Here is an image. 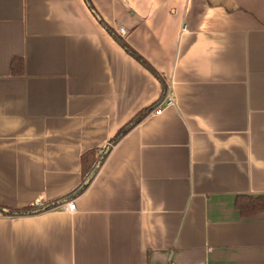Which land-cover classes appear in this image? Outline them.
Masks as SVG:
<instances>
[{
    "label": "crops",
    "instance_id": "crops-1",
    "mask_svg": "<svg viewBox=\"0 0 264 264\" xmlns=\"http://www.w3.org/2000/svg\"><path fill=\"white\" fill-rule=\"evenodd\" d=\"M89 1L0 0V264H264V0Z\"/></svg>",
    "mask_w": 264,
    "mask_h": 264
},
{
    "label": "trees",
    "instance_id": "trees-1",
    "mask_svg": "<svg viewBox=\"0 0 264 264\" xmlns=\"http://www.w3.org/2000/svg\"><path fill=\"white\" fill-rule=\"evenodd\" d=\"M89 4H90V1H89ZM91 7L94 10L93 6H91ZM117 39H118V41L121 42V44L123 46H125L126 50L132 56H134L136 59L140 60L144 65L147 66V64L133 50H131L120 38L117 37ZM165 89H166V87H165ZM167 90L168 89L165 90L166 93H167ZM144 116H145V114L139 116L133 123H131L129 126L124 128L123 130H121L118 133V135L116 136V138L112 141V145H115L120 139H122L130 131V129H132V127H134L135 125L140 123L141 120L144 118ZM108 152L109 151L104 152V154L97 160L96 167L98 165L101 166V164L105 161V159L108 155ZM96 167H95V169H91V167L89 169L86 168L83 171V174L85 176V181H84L83 185L76 191L75 195L81 194L87 188V186L90 184V182L93 180L94 176L96 175V174H94ZM88 181H90V182H88ZM63 203H66V202H63ZM63 203H61V204H63ZM61 204L58 202L50 204L43 211H47V210H51L55 207H59ZM236 206L244 216L259 215V214L264 213V200L263 199L251 200V199H246V198H238V200L236 201ZM2 210H3V208L0 207V211H2ZM36 211H37L36 209L31 208V209H28V210H25L22 212H12V211H6V212L8 214L27 215V214L35 213Z\"/></svg>",
    "mask_w": 264,
    "mask_h": 264
},
{
    "label": "built area",
    "instance_id": "built-area-1",
    "mask_svg": "<svg viewBox=\"0 0 264 264\" xmlns=\"http://www.w3.org/2000/svg\"><path fill=\"white\" fill-rule=\"evenodd\" d=\"M120 34L121 35H125L126 31L124 29L120 30ZM166 105V106H171L174 105V100L173 98L170 96V94H167L166 99L164 100V102L155 110L156 114H160L162 112V106ZM40 206V205H39ZM38 206V207H39ZM60 210L64 211V212H75L76 211V204L74 201H70V202H66L63 203L59 206Z\"/></svg>",
    "mask_w": 264,
    "mask_h": 264
},
{
    "label": "water",
    "instance_id": "water-1",
    "mask_svg": "<svg viewBox=\"0 0 264 264\" xmlns=\"http://www.w3.org/2000/svg\"><path fill=\"white\" fill-rule=\"evenodd\" d=\"M99 168H100V165H98V166L96 167V170H95V173H94V174H96V172L99 170ZM88 182H90V181H88Z\"/></svg>",
    "mask_w": 264,
    "mask_h": 264
}]
</instances>
